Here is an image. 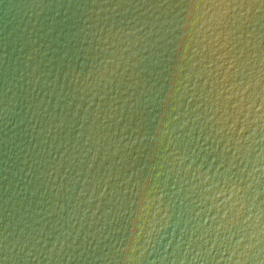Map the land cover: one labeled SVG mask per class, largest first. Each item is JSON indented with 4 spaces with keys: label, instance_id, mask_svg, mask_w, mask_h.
Wrapping results in <instances>:
<instances>
[{
    "label": "water",
    "instance_id": "1",
    "mask_svg": "<svg viewBox=\"0 0 264 264\" xmlns=\"http://www.w3.org/2000/svg\"><path fill=\"white\" fill-rule=\"evenodd\" d=\"M0 264H264V0H0Z\"/></svg>",
    "mask_w": 264,
    "mask_h": 264
}]
</instances>
